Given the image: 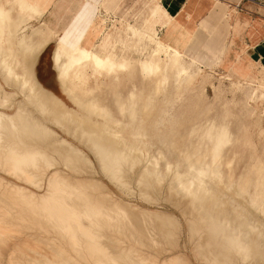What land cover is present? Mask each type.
<instances>
[{
  "label": "rangeland",
  "instance_id": "obj_1",
  "mask_svg": "<svg viewBox=\"0 0 264 264\" xmlns=\"http://www.w3.org/2000/svg\"><path fill=\"white\" fill-rule=\"evenodd\" d=\"M122 1L115 0L109 6L108 12L102 11L101 18L96 20L86 43L110 49L109 56L118 63L125 61V69L108 74L106 70L96 69L90 63L82 65L66 82L65 87L70 90L69 95L64 92L58 79L56 80L54 63V71L49 68L53 50L60 41L63 42V50L66 52L68 48L80 43L91 22L102 10L99 6L100 0H40L36 5V14L24 15L23 30L33 45L45 46L52 41L55 43L47 48L40 63H37V78L41 82L52 81V88L47 89L49 92L68 109L81 117L87 116L94 122L104 120L97 115L86 113L74 100L81 104L94 103L98 107L110 108L112 94L116 93L123 100L134 94L133 98L140 103L147 94L155 92V77L145 76L142 64L154 61L161 68L169 66L166 97L153 95V102L157 107L149 125L150 143L139 144V147L149 154V161L138 159L132 173V166L126 167L120 174L113 172L115 168H103L104 166H100L103 164L101 159L90 145L84 142L86 140L80 142L73 130L64 131L50 119H44L45 117L33 107L26 108L22 95L15 94L17 89L11 82L8 83L9 86L5 84L0 77L3 89L7 93H13L6 96L0 91V111L12 114L16 105L25 106L30 117L25 120L28 125L24 130L26 134L21 130L19 133L22 134L19 136L4 133L3 138L8 144L14 142L15 148H25L29 143L33 144L32 148L42 151L47 163L66 178L67 184L72 187L71 196L69 190L68 194L63 195L66 197L67 194L72 198L69 202L73 205V211L76 212L77 209V213H83L88 210L94 214L99 210L97 216L103 213V217L100 214L98 216V220L103 218L98 225L102 227L101 230L98 226L97 231L93 230L95 227L92 229L89 222H81L93 235L81 237V233H77L80 246L75 247L76 244L63 232L61 224L56 222V227L53 223H48L47 214L40 213L37 208L25 210L22 204L19 205L20 199L18 201L16 195L14 197V193L12 194L13 190L7 193L9 188L4 189L6 185L0 181V228L5 232V235L0 236V264H98V261L100 264L103 261V264H251L241 252H235V248H231L230 244L224 241L222 232L216 235L215 239L212 238L213 235L209 237L208 232L212 230L210 228L219 227L221 222L225 227V215H229L230 219L233 214L227 206L225 210L220 208L221 204L226 203L224 193L219 195L210 190L215 196L221 197V200L213 202L211 209H206V206H203L205 203L201 204L199 200L195 201L194 205L191 204L190 199L185 196L186 192L178 186L179 183L187 184L190 181L189 172L192 167L188 166L186 160L178 157L179 153L185 150L183 148L181 152H174L163 147L159 135L163 137L164 134L167 138L175 136L177 143L181 144L182 136L188 132L193 137L186 139L185 148L190 149L195 139L204 137L203 134L201 136L204 126L209 127L215 122L229 124L238 141L227 148L234 157V166L231 171L226 172L224 183H227L229 189L239 198V204L251 221L262 222L264 228V214L254 203L250 191L251 183L245 191L240 190L243 177L248 171L249 177H252L253 164L260 163L264 167V57L259 61L258 52L257 55L246 54L234 68L233 64L228 65L229 58L222 63L224 56L221 54L215 62L211 61V65H202L200 71L194 68V76L179 88L174 86L173 78L176 66L174 50L185 54L184 60L189 62L195 52H199L201 58L209 54L217 55L222 47L225 50L228 42L229 48L237 53L248 46H255L262 32L259 29L260 24L253 19L264 17L263 9L260 8L264 6V0H205L211 1V5L198 23L191 19V14L186 10L188 0L183 1L179 10L172 9L170 0H124L121 4ZM178 1L181 3L182 0ZM64 3L69 5L62 9L60 6ZM6 4L12 15H18L13 0H6ZM51 8L54 9L53 15L62 10L67 18H58L56 24L49 20L44 23V16ZM177 10L178 12L174 13ZM194 32L191 47L196 48L195 52L188 46ZM244 34L248 36V41L245 40ZM112 126L121 130L114 124ZM133 129H128L127 132H133ZM31 132L40 134L33 142L30 138ZM61 138L73 144L78 153L75 151L70 155V152H66L69 153L66 155L64 151L58 150L64 146ZM134 145L132 142L129 144L132 148ZM0 153V180L17 183L26 188L27 193H42L46 175L52 172L47 170L45 160L46 166L44 162L38 165L41 175L38 171L34 186L24 181H16L11 175L13 155L5 154L6 150L2 147ZM82 153L86 157L85 160L83 156L85 162L80 157ZM155 157L161 160H158V166H152L153 170L148 163ZM172 166L175 170H171ZM202 167L204 168V165ZM198 169L200 168L194 166L195 171ZM142 175H145L144 178ZM206 187L210 189L212 185L207 183ZM73 188L76 189L75 193L72 192ZM104 216L110 218L106 221L112 223L103 221ZM215 217L220 220L217 224L214 223ZM227 228L228 233L239 231L236 223L228 225ZM241 229L243 236L250 234V230ZM88 238L92 242H89ZM258 242L261 247L264 246L261 238ZM100 251L103 256L98 255ZM131 251L134 252L133 255ZM110 261L114 262L109 263Z\"/></svg>",
  "mask_w": 264,
  "mask_h": 264
},
{
  "label": "bare ground",
  "instance_id": "obj_2",
  "mask_svg": "<svg viewBox=\"0 0 264 264\" xmlns=\"http://www.w3.org/2000/svg\"><path fill=\"white\" fill-rule=\"evenodd\" d=\"M13 1L16 4V8L18 9V15L16 16L11 14L9 7L6 4V0H0V77L2 78L4 83L8 85V83L11 82V85L17 89V93L15 94L22 95L23 102L25 103L26 108L33 107L38 111L40 115L45 117L44 119L46 118L50 119L52 123L56 124L64 131H67L68 129L73 130L76 136L78 135L77 138H79V141L86 140L84 142H87L88 146L90 145V148L94 151V153L96 152V154L98 155L97 157L101 159L100 162L102 161L101 163L103 164L100 163L101 164L100 166L102 167L104 166L103 168L105 167L115 168L113 172L115 173L117 171V174H120L121 172H123V169L132 166L133 168L130 169L131 171L130 173H132L134 167H136L138 164V159L144 158L146 159V161H149V159L147 160L149 154L144 152V150L139 147V144L150 143L149 125L151 124V121L154 118V114L156 112V107H157L153 102V97H154L153 95L166 97V93H168L166 87L169 79L168 76L169 66H167L166 68H161L154 61L144 62L142 64V71L145 74V76L155 77V92L154 94H147L144 100L140 103H138L136 99L133 98L135 97L134 94L130 95L129 97L123 100L119 97V94L116 93L112 94V101L110 102V108L98 107L94 103L81 104L74 100V103L78 107L83 109L86 113L97 115L98 117L102 118L104 121L94 122L92 119H90L87 116L81 117L77 115L75 112L68 109V107H66L55 95H53L46 88H44L36 78L35 66L37 64V60L40 54L45 49V46L42 44L33 45L32 43H30L26 35L24 34L23 27H24V18H25L24 15L36 14L37 13L36 5L39 3L40 0H13ZM105 1L106 0H100L99 6H101V8L103 7ZM101 15L102 14L100 11L97 17L99 16L101 17ZM193 37H194V33L191 36L190 41H188V46L190 50H193L195 52L196 48H194V46L191 47ZM83 39L80 41V43L75 45L68 54H65L58 46H56L53 50L52 59L55 67V72L57 74V79L62 84L64 88V92L68 95L70 94V90L65 87L66 82L69 76L78 67L82 65L85 64L87 65V63H90L96 69L106 70L108 74L123 71L126 67L124 61L120 63L115 62L112 59V57L109 56L108 54L109 52H103L98 50L97 47H89L87 45H84ZM173 53L176 58V66L174 68V76H173L174 86H176V88H179L180 86L186 84L194 76L195 74L194 68H196L197 71H200L201 70L200 67L202 65H211L212 63L206 58H201L199 56L200 54L199 52H195L194 56L190 57L189 62H186L184 60L185 54H182L176 50H174ZM224 53L225 50L223 49L221 54L224 56ZM232 66L233 65H231V67ZM0 91L3 92V94H5L6 96L9 94H13V93H7L3 89L1 84H0ZM248 98H251V96H248ZM0 105H2L1 97H0ZM25 106L21 107L19 105H16L12 114H8L6 112L0 111V147L6 150L5 154L13 155V157H11L12 158L11 175L16 179V181H24L29 185L36 186V177L37 175L40 174V171L38 169V167L40 166L38 165L41 164L42 162H44L45 164L46 161L45 157L43 156L44 154L42 155L41 153L42 151L41 150L38 151L37 149L32 148L33 144L31 145L29 143L28 145L25 146V148H15L13 147L14 142L12 144H10L11 142L8 144L7 140L3 138L5 136L4 133L5 134L9 133L10 136L11 135L19 136L20 134L19 131L21 130L25 133L24 131L25 126H28L26 125L25 120L30 118ZM112 124L118 126L119 128H121V130L112 128L113 127ZM209 127L206 129L204 126L205 129L204 128L203 130L201 129L202 130L201 136L203 134L204 137H201L202 139H199L200 137L197 138L199 140L195 139V141L191 143L192 146L190 147V149L185 148L187 146V144H185L186 143L185 141H187L188 138L193 137L192 134L188 132L185 133L184 136H182L183 142L181 144L177 143L175 136L167 138V136H165L164 134H162L163 137L159 135L160 143L163 147L170 148L174 152L175 151L181 152L182 149L184 148L185 152L179 153L180 155L178 157L179 158L181 157L182 159L186 160L188 166L192 167V168L190 167L191 170L189 172L190 181L187 184L178 182L179 183L178 186L180 187L181 190H184L186 192L185 196L190 199V201L192 202L191 204L194 205L195 201L199 200L201 201V204L205 203L203 206H206V209H211L213 202H215L218 199L221 200V197L215 196L213 194L214 193L213 190L216 193H219V195L220 193L222 194L224 193V197H226V203L224 205L221 204L220 208L225 210L227 206L229 207V209H231L233 214L230 215V219H229V215L227 214L225 215V222H226L225 227L222 226L221 224L222 222H221L219 227L210 228L212 230L211 232L210 231L208 232V234H210L209 237L213 235L212 238L215 239L216 235H219L222 232L224 234V241L226 240V242L230 244L231 248L232 247L235 248L236 250V251L234 250L235 252L237 251L241 252L247 258V260L252 262L251 264L254 263L264 264V246L261 247V244L258 242L259 238H261L262 241L264 242L263 224L258 220H254V222L251 221V219L248 217V214L239 204L238 201L239 198L235 195V193H233L229 189L228 187L229 185L227 183H224L223 180V178L225 179L226 172L231 171V169L234 166V157L227 151V148L230 145L236 144V142L238 141L237 135L231 131L229 124H225L223 122H218V123L215 122ZM128 129H133L134 131L127 132ZM190 130L192 129H189V131ZM40 133L43 132L40 131ZM38 135L40 134L36 132L34 133L31 132V137H30L32 139L31 141L33 142V140L35 139L37 140ZM60 141L64 143V146L60 145L61 147L58 150L64 151L65 153L70 152V155L73 154V152L75 151L78 153L77 151L78 149L73 144L68 143V141L63 138H61ZM131 142L135 144L133 148L129 146ZM25 144L23 143V145ZM188 144H190L189 141ZM34 147L37 148L36 146ZM68 154L66 153V155ZM4 156L5 155H3L2 158H4ZM83 156L85 157V155L82 153V155L80 156L81 158H83L82 160H84ZM159 156H161L162 158L161 154H159ZM163 157L167 162H170L169 160L166 159L165 156ZM85 160L83 162H85ZM158 160L161 159H157L155 157V159L150 160V164L148 163V165H150L149 167L152 169L154 166H158L157 165ZM80 163L82 162L80 161ZM183 163L185 164V162ZM47 165H48L47 170L52 172L48 173L46 175V180H44V183L42 182L43 183L42 193H38V194L27 193L28 192L26 191L27 189L22 187L21 185H18L17 183H8V182H4V180H0V181H2V183L6 185L4 189L6 188L7 190V188H9L10 191H7V193L12 192L11 190H13L12 194L14 193V197L16 195L18 201L20 199L19 205L22 204V206L25 207V210L26 209L33 210V208L35 209L37 208V210H39L40 213L47 214V218L50 221V222L48 221V223H53V225L55 226H56V222H58V224H61L63 232L66 235H68L69 239L70 238L72 239V241L76 244L75 245L76 247L78 245V240H79L78 238H80L77 237V233H81V237L82 235L83 236L93 235L92 233L91 234L89 233V230L86 229L85 228L86 226L82 225L81 222L84 221L89 222L92 229L95 227L93 229L95 230L96 227L100 224L99 221H102L103 219L102 218L101 220H98V216L100 214L101 217H103V213L101 212L102 214L99 213L97 216L96 213L100 212L99 210L94 214H92V212L88 210L86 212L84 210L83 213H79V212L77 213V209L76 212L73 211V205L69 202L70 200L72 201V198L70 197L72 195V193H70L72 187L67 184L66 178L61 176V174H59L58 171L56 170L54 171L52 165H49L48 163ZM203 165L204 168L202 167ZM44 166H46V164ZM194 166L196 168L199 167L200 169L195 171ZM166 167L168 168V166ZM253 167H254V172L252 177L251 178L249 177V171H248L247 174L243 177L242 186L240 187V190L245 191L248 187V184L251 183L250 191L253 194L254 203H256V205L259 206L260 210L262 211V214H264V167L261 166L260 163L253 164L252 168ZM173 168L174 166H172L171 170H175ZM37 172L39 174H37ZM144 176L145 175H142V178H144ZM182 178L180 177V179ZM42 183H40L41 186ZM207 183H210V185H212V188L210 187V189H208L206 187ZM40 189H42V187H40ZM67 190H69L70 193L69 197L67 195L68 194ZM74 190L76 191V189L73 188L72 192H74ZM65 193H67L66 197L64 196ZM201 204L200 206L203 207ZM100 208L101 206L99 207V209ZM201 209L202 208H200V210ZM215 214L217 216V213ZM106 219L109 220L110 218H105V220L103 221H106ZM108 220L106 221L107 224L108 222L109 224L112 223L111 221ZM219 222L220 220H218V217H215L214 223L217 224ZM232 223L233 224L236 223V225H238L239 227L238 232L232 231L231 233L230 232L228 233L227 227ZM216 224L213 225L216 226ZM123 225L124 224H122V226ZM91 227L89 229H91ZM100 227L101 226H98L99 229ZM241 228H246L247 230H250V234L245 235L246 237L243 236L244 234L240 232L242 230ZM1 235H5V232L0 228V236ZM88 240H90V238H88ZM221 240L223 241V239ZM89 242H92V240H90ZM79 244L81 243L79 242ZM72 246L74 247L73 244ZM99 253L98 255L103 256V253L101 254V251ZM132 253L134 254L133 251H131V254ZM0 254L2 255V253ZM138 255L136 256L138 257ZM111 262L114 261H110L109 263ZM103 263L101 262V264ZM98 264H100L99 261Z\"/></svg>",
  "mask_w": 264,
  "mask_h": 264
},
{
  "label": "crops",
  "instance_id": "obj_3",
  "mask_svg": "<svg viewBox=\"0 0 264 264\" xmlns=\"http://www.w3.org/2000/svg\"><path fill=\"white\" fill-rule=\"evenodd\" d=\"M114 1H115V0H106L105 3H104V5H103V7H102L101 14H102V11L108 12L109 6H110L111 4H113ZM170 1H171L170 3H171V6H172V9H178V10H179V8L181 7L183 1L185 2V1H187V0H182L181 3H180L178 0H170ZM59 2H60V1H59ZM123 3H124V0L121 2V4H123ZM162 3H163V2H162ZM188 3H189V4H188ZM61 4H62V3H61ZM61 4H60V5H61ZM121 4H120V6H121ZM186 4H188V5L186 6V10H188V12L191 14V19H192L194 22H197V23H198V21L206 15L207 10L210 8L211 1L209 2V1H205V0H188V2H186ZM68 5H69L68 3H64V5H63V6H60V7H62V9H63V8H66ZM163 5H164V4H163ZM225 5H227V4H225ZM260 8L263 9V12H264V6H262V7H260ZM53 10H54V9L51 8V9L49 10V12L44 16V19H45V20H44V23H46V20H49L51 23L56 24V23H58V18H64V19L67 18L66 15H65V16L63 15L62 10L59 11V13L56 14V15H53V14H52ZM178 10H177L176 12H174V13H177ZM211 13H212V12H211ZM62 15H63V16H62ZM99 17H100V16H99ZM99 17L95 18V20H94L93 22H91V26L88 28V31H86L87 33H86L85 37H84V36L82 37V39L84 38V39H83V44H84V45H87V46H89V47H97L98 50L103 51V52H109L110 49L103 48V46H99V45L96 46L95 44L90 45V44H91L90 42L86 43L87 40H88L89 37H90V34H91L90 32L92 31L93 26H94L96 20H97ZM100 18H101V17H100ZM253 20L257 21V23L260 24L259 29H260L261 32H262L261 36L258 37V42L256 43V45H255V46H252V47H250V48H249V46H248L246 49H244V50H242L241 52L237 53V52L232 51V50L229 48V46H228L229 42H228L227 45H226V47H225V55H224V57H223L222 63L224 62V60H226V59L229 58L230 63H229L228 65L233 64V65H234L233 67L235 68L236 65H237L238 62H239V59H242L246 54H247L248 56L251 55V53H253L254 55H257V52H258V54H259V58H260L259 61H261V59H263V57H264V51H263V50H264V49H263V48H264V17L262 16V17H260V18H254ZM51 31H52V33H53V30H51ZM194 34H195V32H194ZM244 37H245V40L248 41V36H246V35L244 34ZM193 38H194V37H193ZM53 44H55L54 41L49 42L48 44L45 45V46H47V45H48V46L45 47V50L40 54V56H39V58H38V60H37V63H38V62L40 63V59H41L42 56L45 54L47 48H48L50 45H53ZM56 46H58V47H59V48L65 53V54H68V53L70 52V50L74 47V46H73V47L68 48V52H66V51L63 50V48H64V47H63L64 44H63L62 41L58 42V44H57ZM194 48H195V47H194ZM223 49H224V47H222V48L218 51L217 55L209 54L208 56H205V58H206L207 60H209V61H213V62H215V61L219 58V56L221 55ZM261 50H262V52H261ZM259 61H258V62H259ZM124 62H125V61H124ZM39 63H38V64H39ZM36 65H37V64H36ZM35 67H36V66H35ZM49 68H50L51 71H54L52 57H51V63H50V65H49ZM234 68H233V69H234ZM54 72H55V71H54ZM35 74H36V73H35ZM55 74H56V72H55ZM36 78H37V74H36ZM37 80H38V82H39L44 88H46V89L52 88V84H51L52 81L44 80L43 82H41L38 78H37ZM56 80H57V76H56ZM57 81H58V80H57ZM58 83H59V82H58Z\"/></svg>",
  "mask_w": 264,
  "mask_h": 264
}]
</instances>
